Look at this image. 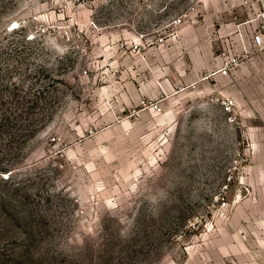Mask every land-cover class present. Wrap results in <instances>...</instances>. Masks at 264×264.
I'll return each instance as SVG.
<instances>
[{
    "label": "rangeland",
    "instance_id": "obj_1",
    "mask_svg": "<svg viewBox=\"0 0 264 264\" xmlns=\"http://www.w3.org/2000/svg\"><path fill=\"white\" fill-rule=\"evenodd\" d=\"M264 0H0V264H264Z\"/></svg>",
    "mask_w": 264,
    "mask_h": 264
},
{
    "label": "built area",
    "instance_id": "obj_2",
    "mask_svg": "<svg viewBox=\"0 0 264 264\" xmlns=\"http://www.w3.org/2000/svg\"><path fill=\"white\" fill-rule=\"evenodd\" d=\"M261 29L251 36V46L255 51H264V12L259 14Z\"/></svg>",
    "mask_w": 264,
    "mask_h": 264
}]
</instances>
